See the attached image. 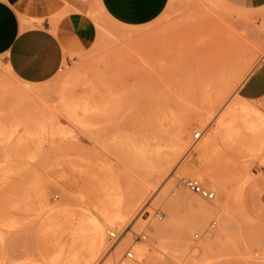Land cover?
<instances>
[{
	"label": "rangeland",
	"instance_id": "rangeland-1",
	"mask_svg": "<svg viewBox=\"0 0 264 264\" xmlns=\"http://www.w3.org/2000/svg\"><path fill=\"white\" fill-rule=\"evenodd\" d=\"M83 1L93 42L53 79L23 83L0 58V264H114L130 248L128 264H264V223L246 213L241 197L264 167V128L230 112L234 103L250 105L264 119V109L238 95L264 50V9L171 0L155 21L128 27L111 20L99 0ZM229 38L239 40L238 51L220 73L210 65ZM123 89L125 107L117 99ZM31 90L47 101L21 96ZM73 96L84 97L93 116L85 134L73 120ZM182 122L186 147L161 174L164 156L153 136L180 131ZM222 122L234 134L220 133L214 149L195 153ZM190 178L216 198L187 189ZM181 191L186 202L174 199ZM190 199L216 209L198 216ZM98 225L103 247L88 261ZM111 230L121 235L116 243ZM141 233L146 238L136 239ZM141 247L148 255H139Z\"/></svg>",
	"mask_w": 264,
	"mask_h": 264
},
{
	"label": "crops",
	"instance_id": "crops-1",
	"mask_svg": "<svg viewBox=\"0 0 264 264\" xmlns=\"http://www.w3.org/2000/svg\"><path fill=\"white\" fill-rule=\"evenodd\" d=\"M230 7L256 11L264 0H223ZM114 22L140 27L155 21L171 0H99ZM83 0H0V58L11 74L27 84L53 79L75 53L86 50L94 34ZM264 19V16H263ZM239 98L264 109V65L258 66L238 87ZM243 191V207L264 223V167L256 168ZM104 221H108L106 217ZM89 242L86 256L94 260L102 245L101 225Z\"/></svg>",
	"mask_w": 264,
	"mask_h": 264
},
{
	"label": "bare ground",
	"instance_id": "bare-ground-1",
	"mask_svg": "<svg viewBox=\"0 0 264 264\" xmlns=\"http://www.w3.org/2000/svg\"><path fill=\"white\" fill-rule=\"evenodd\" d=\"M226 21H227V19H226ZM233 32H235V31H233ZM219 34L221 35L220 32H219ZM232 35H234V34H232ZM238 43H239V40H237V39L235 40L234 38H229L228 41L223 42V44L221 45L220 50L217 53V56H215V58L212 60L210 68L219 70L218 72H220V73H224L225 69H222L221 65H222V63L224 61H226L227 59L232 58L235 55V53L238 51L236 49V46L238 45ZM9 71H10V69H9ZM10 73H11V71H10ZM208 79L204 82L205 90L203 91L205 93L204 97H206V98L209 97L210 94L212 93L211 92L212 91L211 88L208 86L209 85V83H208L209 80ZM126 92L127 91L124 90L123 94L121 96L120 95L117 96V99L119 101L121 100V102H120L121 107H123V105H124L122 101H124L123 98H124V94ZM38 94H40L38 90H31V91H25L21 96L23 98H25V99H30V100L39 99V100L43 101L42 103H44V100H46V98H44V97H42L41 95H38ZM73 97H74L73 100H74L75 106H76V108H74V109H75V111H76V109L78 110L74 114L73 120H74V122H75V124L77 126L78 132H80L81 134H83V132H84V134H85V130L82 127L85 126V125L86 126H89V125L93 126L94 124H92L91 123L92 121H90V120H93L92 119L93 116L91 115L92 117H89L90 116L89 114H91V112L89 113L90 108L88 110V102H86V99H84V97H77V96H73ZM106 97L107 98L104 99V101L107 102V100H109V102H110L111 99L108 98L110 96L107 95ZM116 103H117L116 106L118 107L119 106V104H118L119 102L117 101ZM108 106L110 107L111 103L108 104ZM124 107H125V105H124ZM85 109L88 110L87 112H85V113H87V116L84 114V112L83 113L81 112V110L82 111H86ZM122 109H124V108H122ZM230 112L234 113L236 115L242 116L243 120L246 122V124H247V126L249 128H252V129L260 128V127L264 128V119L263 118L261 119V118L257 117L256 113H255L256 112L255 109L252 106H250V105H241V104H238V103L237 104L234 103L232 105V107L230 108ZM89 118H91V119H89ZM185 124H186V122H182L180 124V128L182 126V128H181L182 132L180 130V131H177V132L169 133V132H163V131L159 130L153 136V144H154L155 149L157 150V152L159 154H163V156H164V164H163V167H162V169L160 170L159 173H161V171H163V170L167 169L168 167H170L171 163L174 162V160L176 158H178V156L181 154L183 149L186 147V143L187 142H186L185 137L183 135V131H184L185 126H186ZM91 129L93 131V128H91ZM236 130L239 132L240 129L238 128ZM87 131L89 133H93V132H91V130H87ZM88 132H86V134ZM234 132H235L234 128H232L230 124L225 125L222 122V124L219 127V129L217 131L213 132L212 134H210V136H208L200 145H198L195 148L194 152L198 153L200 155H204L205 153H207L210 150L215 148L216 143H217L216 140H217L218 136H220V133L225 135V136H228V135L231 136L232 134H234ZM188 155H190V154H188ZM185 159L186 158L182 159L179 162V166L176 168L175 171H177L181 166H183V164H185L184 163ZM163 173H164V171H163ZM246 184L242 188L241 197H242V194H243V191H244V188H245ZM143 191H144V188H143L142 192ZM142 194H144V193H142ZM184 195H185V192H183V191L178 192L177 195H174L175 196L174 199H176L179 202H186V200L183 198ZM183 204H185V203H183ZM188 205H189V208L192 211L197 213L198 216H208V215L212 214L215 211V209H216L215 206H207V205H204V204H202L200 202H195L193 199L189 200ZM244 213H245V211H244ZM120 216H122V215H120ZM198 216H197L198 224L199 225H203L204 221L202 220V217L200 218ZM160 230H161L160 227L156 226V231L160 232ZM260 230H261V228H260ZM111 231H109L108 233H110ZM253 232L256 233L257 230L253 231ZM102 247H103V241H102V245H101V249H100L99 254L101 253ZM138 251H139V255H144V256L148 255L147 247H141ZM99 254L97 256H99Z\"/></svg>",
	"mask_w": 264,
	"mask_h": 264
},
{
	"label": "built area",
	"instance_id": "built-area-1",
	"mask_svg": "<svg viewBox=\"0 0 264 264\" xmlns=\"http://www.w3.org/2000/svg\"><path fill=\"white\" fill-rule=\"evenodd\" d=\"M264 65V50L262 52V54L260 55L259 59L256 62V65L254 68ZM63 70V67L61 68V71ZM202 137V133L201 132H196L194 134V139L195 140H199ZM183 184L185 185V187L187 189H189L191 192L197 194L198 196H200L202 199H205L207 201H213L216 198V193L210 189L205 188L198 179H194V178H190V179H184L183 180ZM155 215L158 218H162V216L164 215V213L161 210H157ZM199 235L196 234V237H198ZM109 237H110V241L113 243H116L121 235L116 232V231H111L109 233ZM136 239H145L146 238V234L141 233V234H136ZM135 258V253L133 251V248H130L129 250H127L125 252V254L123 256L120 257V259L118 261H116L114 264H128L129 261L133 260Z\"/></svg>",
	"mask_w": 264,
	"mask_h": 264
}]
</instances>
